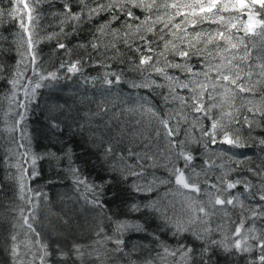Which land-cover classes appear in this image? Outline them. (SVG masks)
Returning a JSON list of instances; mask_svg holds the SVG:
<instances>
[{
    "label": "trees",
    "instance_id": "16d2710c",
    "mask_svg": "<svg viewBox=\"0 0 264 264\" xmlns=\"http://www.w3.org/2000/svg\"><path fill=\"white\" fill-rule=\"evenodd\" d=\"M26 2L34 9L32 21L19 0H0V264H185L179 253L160 259L164 247L175 251L180 245L193 250L188 264H203L204 244L231 236L241 219L242 234L249 228L257 235L264 232L261 180L254 174L257 169L264 171V145L260 144L264 116L248 111H264V77L260 75L264 51L260 38L249 34L250 55L241 62L242 45L225 51L229 45L215 40L218 31L227 36L228 29L234 37L244 36L231 24L243 28L247 11L229 10L200 21L191 15L192 8L184 7H198L194 0H156L150 11L132 8L136 18L116 8L89 18L88 9L110 0ZM173 3L181 7H167ZM15 5L19 11L13 12ZM66 6L81 14V19H71ZM113 14L119 19L113 21ZM219 15L225 21L212 22ZM192 19L198 22L193 25ZM102 24L106 27L101 32ZM209 36L214 37L211 44ZM189 44L200 54L181 57V50L194 51ZM141 56L152 60L140 66ZM77 61L79 70L69 72L70 64ZM176 64L182 67L172 66ZM236 64L243 69L238 83L247 82L254 92H240L231 84L227 87L234 91L225 92L221 85L226 82L215 79L220 72L234 74ZM204 72H209V78ZM200 84L207 85L201 102L211 110L198 113L193 110V97L200 95ZM245 116L252 120V127L245 123ZM160 117L178 126L174 139L183 141V150L194 158L185 174L203 190L195 206L199 201L207 205L205 193L216 191L210 185L239 179L242 183L222 198L239 197L243 207L239 203L217 206L215 215L203 217L204 223L189 224L194 215L189 198L197 194L177 186L170 176V169L183 168L185 161L177 158L180 147L168 146ZM213 120L221 126L216 129L215 144L203 134L212 131ZM224 131L239 135L245 146L221 143ZM249 183L252 187L246 191L244 185ZM133 204L140 210L133 211ZM253 210L262 215L252 219ZM24 216L35 231L24 223ZM121 222L145 230L130 227L117 232ZM177 223L189 231L176 233ZM207 228L212 231L206 232ZM197 234L203 239H197ZM117 238L123 240L122 251H116ZM45 250L48 255L42 261ZM259 255L255 247L241 254L212 248L204 259L211 257L208 264H251Z\"/></svg>",
    "mask_w": 264,
    "mask_h": 264
},
{
    "label": "snow or ice",
    "instance_id": "6c2138e0",
    "mask_svg": "<svg viewBox=\"0 0 264 264\" xmlns=\"http://www.w3.org/2000/svg\"><path fill=\"white\" fill-rule=\"evenodd\" d=\"M19 3H22L24 5V8L28 10V19L29 21H32L34 19L33 17V11L34 9L29 7V4L26 2V0H19ZM195 5H198V7H194L193 5L189 4V5H184V7H189L192 8V12L191 15L193 17H199L200 21L203 20H210L212 16H216L218 13H223V12H228L229 10H235L236 12H239L241 14H243L245 11L248 12V18L247 21H241V23L243 24V28H239L236 24H231V28H235L238 32L239 31H243L244 36H236L234 37L231 33V30L228 29V35H225V31L221 30L218 31V33H216L215 35V40L219 41L221 39H223L228 45H229V49H225V51H228L230 49H238L241 45L244 47V52L245 55L239 57L240 61L243 62L244 60H246L248 58V56L250 55V49L248 47V44L246 43L247 38L249 37V34H252L254 36H258L261 40V51H264V0H194ZM156 6V0H151V2H148V0H110V3L105 5L103 3L98 4L95 8H90L88 9V13H89V18H91L92 15H99L101 12L104 11H109L113 8H116L117 11L119 12H124L127 11V15L130 19L132 18H136L134 17V14L132 12V8H140L142 10H146V11H150L152 10L154 7ZM167 7H171V8H177L179 9L181 7V5L177 4V3H173L170 5H167ZM19 11L18 5H15L13 8V12ZM10 15L12 13H9ZM66 14L68 16L71 17V19L73 20H80L81 19V14L79 13H72L70 8H67L66 6ZM177 14H181L179 11L177 12ZM3 13H0V16H2ZM119 19V17L115 14H113L112 16V20H117ZM147 19V18H146ZM225 21V17L223 15H219L217 20H213L212 22L216 23V22H224ZM197 19H192L191 20V24L195 25L197 23ZM183 23V22H182ZM167 26V25H165ZM21 27L25 28V25L23 24V22L21 23ZM106 27V25L102 24L99 27V31H103L104 28ZM174 27H176L177 29L180 28V24H176L174 25ZM259 29V31H258ZM25 30L27 31V29L25 28ZM152 29L149 28V31H151ZM201 35V33H196V36L199 37ZM141 39H143V37H141ZM235 41V42H234ZM214 42V37L213 36H209L207 43L211 44ZM29 52H32V40H31V36L29 37ZM60 48H64L65 45L63 44H59L58 45ZM93 48L96 47L95 44L92 45ZM165 47H167V45H165ZM173 47H175V45H173ZM189 48L193 49L194 51H187V50H181L179 52V55L181 57H189L191 55H199L200 51L196 50V46L193 44H189ZM139 51V49H137ZM149 51H152L151 48L148 49ZM36 56L35 54L32 55V60L33 62H35ZM233 59H236V57H233ZM152 60L151 56H141L140 59V66L149 64V62ZM227 63L229 65L233 64V60H228ZM63 67V65H61ZM174 67H182L179 64L176 65H172ZM221 65H216V69L219 70L221 69ZM262 71L260 73V75L262 77H264V63H262L260 65ZM236 71L233 74L232 72H229L228 74H223L222 72H220L217 76H216V80L217 81H224L226 82L225 84L221 85L222 87L225 88V92H232L234 91V89H231L229 87H227L228 84L231 85H235L236 88L239 89L240 92H254V86H246L247 82H245L244 84H240L238 83V81H240L242 79L241 77V72L243 71V69L240 67V64H236L235 65ZM79 70V61L75 62V63H71L70 66L68 67V71L69 72H75ZM213 69L209 68V72L212 71ZM155 71L157 73H160L162 75H167L166 73H164L163 69L160 68H156ZM188 71H191V69L189 68ZM209 72H204L203 75L206 78H209ZM52 77H55V73H51L50 74ZM249 79L251 77V73H248ZM168 79H172L171 77H167ZM13 84L15 83V81L12 82ZM108 83H111V81H108ZM177 83H179V81H177ZM259 83V81H258ZM181 87H188V85L186 84H181ZM216 85H213V87H215ZM36 87H40L39 84L36 85ZM199 87L202 89L201 93L199 96H194L193 97V110L195 112H206V111H210L211 109H205L202 101V97L204 95V90L207 89V85L206 84H200ZM193 91L195 92V89H193ZM176 98V97H174ZM211 95L209 94V99H211ZM182 103H186L185 101H183V99L181 98ZM215 107V105H214ZM148 112H151L153 116L156 115L155 112L152 111L151 108L147 109ZM249 112H256L259 113L261 116H264V111H260L259 108L257 109H253V108H249L248 109ZM226 115H231V113H226ZM160 119V124L164 130V134L165 136L168 138V146H170L171 149H175L177 147H180L181 150L176 154L177 158H183V160L185 161L184 167H178V166H173L170 169V176H174L175 179V184L183 189L189 190L191 192H195L197 194L196 198H192L190 197L189 199L192 201V203L189 205V207L192 209L193 211V218L191 220H189V224L194 223L196 221H200L202 223H204L205 221L203 220V217H211L213 215L216 214L217 206H224V205H232V206H236L238 203L240 204L241 207H243V202L239 200V197H229V198H222V194L224 192H229L230 190L234 189L237 187V185L241 184L242 181L237 179L235 182L232 181H221V185H217V184H212L210 185V189H216V191H207L205 194L208 197L207 200V205H205L204 202L199 201V206L196 207L195 205L198 202V196L202 193V189L199 187L198 182H195L192 180L191 176H186L185 174V169L189 168V166L191 165L192 161H193V156L190 152L183 150V141H177L176 139H174L175 136L179 135V128L177 127H173L170 124V119H164L162 117L159 118ZM245 123L248 124L249 127H252V120L245 116ZM257 126L259 125V122H257ZM218 127H221L219 122L216 120H213L212 123V131L208 132V131H204V135L205 136H210L212 138V143L215 144L217 142L216 140V129ZM161 135V131L159 129L156 130V136L159 137ZM221 143L233 146V147H244L245 146V142L241 139V137L239 135H234L232 133H229L228 131H224L223 132V138L220 141ZM260 144L264 145V139L260 140ZM109 151H111V149H109ZM160 155L161 156H165V150L164 149H160ZM167 159L171 160L172 156H171V152L169 151L167 153ZM208 161H205V164H208ZM250 171H252V169H250ZM133 175H135L136 173H132ZM255 175H257L260 180H261V185H260V195H259V200L260 201H264V171L257 169L254 172ZM197 175H199L197 173ZM168 180H160V183H168ZM245 190L247 191L248 189H250L252 187V185L249 184H245ZM137 190H141L139 186H137ZM21 191H23V184H21ZM37 195H39V193H37ZM23 199V196L21 197ZM132 210L133 211H139L140 208L138 205L133 204L132 205ZM196 213H199L200 215H196ZM225 215H227V213H225ZM260 215H262L261 211H256L253 210L252 212V219H255L257 217H259ZM24 223L27 225V227L29 229H31L32 231H35V229L33 228V225L29 222V217L28 216H24ZM34 219V216H33ZM130 227H135L137 230L143 231L145 229H143L142 226L139 225H129L126 222H121L117 225V232H123L125 230H127ZM189 231V229L183 224V223H177L176 224V233H183V232H187ZM206 232H211L212 229L211 228H207L205 229ZM244 220L241 219L240 223L236 225L234 232L231 233V236L225 235L222 239L220 240H209L204 244V247L202 249V253H201V259L203 264H208V260L211 259V257H208V259H204V256L209 253L212 248H217L221 251H223L226 254H232V253H236V254H241V253H247V252H251L253 250V247L259 249L260 251V255L258 256V258L256 260H253L251 262V264H264V232H261L260 235L256 234V230L254 228H249L246 230V234H242L244 233ZM38 235V234H37ZM197 239H203V237L199 234L196 235ZM13 240L16 239L15 236L12 237ZM254 241L255 244L254 245H250L249 241ZM114 243L117 245L116 251H122V248L120 247L123 244V240L117 238ZM46 248V246H45ZM76 251L79 252V246L76 247ZM192 248L187 247L185 245H180L179 248H177L175 251H172L170 249H168L167 247H164L163 252L164 255L160 256L161 260L166 261L168 256H176L177 253L180 254L181 259H183L185 261V264H188V261L191 259V254H192ZM17 252L16 247L14 246L12 248V253L15 257V254ZM48 253L45 250L44 251V255L41 256V260L44 261L45 257H47ZM159 255V254H158ZM147 264H152V261H148Z\"/></svg>",
    "mask_w": 264,
    "mask_h": 264
},
{
    "label": "rangeland",
    "instance_id": "374dc122",
    "mask_svg": "<svg viewBox=\"0 0 264 264\" xmlns=\"http://www.w3.org/2000/svg\"><path fill=\"white\" fill-rule=\"evenodd\" d=\"M194 170H195V172H199V168H198V166L197 165H195V168H194Z\"/></svg>",
    "mask_w": 264,
    "mask_h": 264
}]
</instances>
